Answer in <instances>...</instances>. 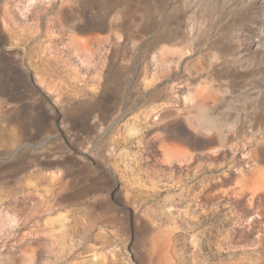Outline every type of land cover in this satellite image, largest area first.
Instances as JSON below:
<instances>
[{"label": "rangeland", "instance_id": "rangeland-1", "mask_svg": "<svg viewBox=\"0 0 264 264\" xmlns=\"http://www.w3.org/2000/svg\"><path fill=\"white\" fill-rule=\"evenodd\" d=\"M95 1L0 0V264H264V0Z\"/></svg>", "mask_w": 264, "mask_h": 264}, {"label": "crops", "instance_id": "crops-1", "mask_svg": "<svg viewBox=\"0 0 264 264\" xmlns=\"http://www.w3.org/2000/svg\"><path fill=\"white\" fill-rule=\"evenodd\" d=\"M66 1L68 2V4L66 5ZM87 2L90 1H95V0H86ZM56 4H57V8H58V12H60L61 17L64 18L66 15V12L70 13L71 16H75V14H77V12L79 10H81V6L80 4L83 2V0H55ZM96 3H99L98 1H95ZM70 32L72 34L76 35V38H74V45L80 47L81 44H83L84 42L89 41L90 39L88 37H91L92 35L96 34L95 30H85L84 32H81L79 29L77 28H73L72 30H70ZM127 33V32H124ZM136 33H142L141 31H136ZM80 34L86 35L87 37H82L80 38ZM83 40V41H82ZM83 42V43H81ZM165 49H175L176 48V44L168 42L165 44ZM183 48H188V44L183 47Z\"/></svg>", "mask_w": 264, "mask_h": 264}]
</instances>
